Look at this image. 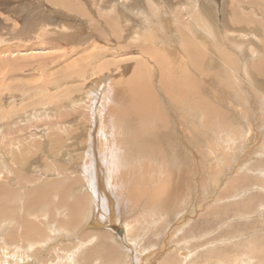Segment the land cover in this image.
I'll use <instances>...</instances> for the list:
<instances>
[{"label":"rangeland","instance_id":"374dc122","mask_svg":"<svg viewBox=\"0 0 264 264\" xmlns=\"http://www.w3.org/2000/svg\"><path fill=\"white\" fill-rule=\"evenodd\" d=\"M263 70L264 0H0V264H264ZM137 76L168 133L146 185Z\"/></svg>","mask_w":264,"mask_h":264},{"label":"bare ground","instance_id":"6f19581e","mask_svg":"<svg viewBox=\"0 0 264 264\" xmlns=\"http://www.w3.org/2000/svg\"><path fill=\"white\" fill-rule=\"evenodd\" d=\"M188 42H190V41L188 40ZM173 68H175V67L172 66V68H170V66L169 67L167 66V69H170V70L166 69L167 75H166L165 79L167 80V83L169 85L168 88H169L170 92H172L173 98L176 99V102L178 104L183 105L184 96H180L179 92L183 91L184 87H181V89H180V88H178V85L183 82L184 79L182 80V78H185L187 76H185L186 74L184 75V73H182V74L178 73V75L175 74L174 73L175 70ZM176 68H178V67H176ZM177 72H178V70H177ZM142 78L143 77H138V76H137V79H134L132 77L129 78V80H130L129 84L126 87H123V89L125 88V91L122 92L120 89L119 90L120 92H118V93L119 94L122 93L123 96H121V97L124 99L123 103H125V106H126V107L122 106V108H124V109L120 110V112H122L121 115L125 116V114H126L127 116H129V114H134L135 117H137L141 120V125H142L141 128H140V125L138 126L139 128L137 131L134 128H132L135 131V133H134L135 137L133 139L128 137L129 139L128 138L124 139L123 142H124V144L127 143L129 145L128 149L131 152L135 151L134 152L135 156L138 154V157L140 156L141 159H143L140 162L145 163L146 169H145V172L141 173V175L144 176L143 181L145 183L144 185H146V184H148L146 181L149 182L151 180V177H150L151 175H150V172H148V169L155 168L157 166L156 164H159L158 160H160L161 163L163 161H165L164 159L167 158L166 155H168L167 153H169V152L168 151L166 152V148H165L166 146L164 147L165 143L161 141V139L164 136H167L168 133H166V131H163L162 129H160L158 127L154 128L155 125L153 123V119L155 118V113H157L156 111H158L157 110V104L155 103L156 101H155V98L152 96V93L148 90V85H147V87H146V85H143L142 80H141ZM137 86H138V88H137ZM118 87H121V86H118ZM189 103L190 102H188V104H187V108H189ZM124 120H126V119H124ZM122 124H123V121H122ZM162 128H164V127H162ZM125 148H127V146ZM172 159H174V157ZM178 160H180V159H178ZM152 162H155V164ZM167 163H168V161H167ZM179 163H177V161H176V164H175L176 168L181 167V164H179ZM163 164L167 165V164H165V162ZM142 166H144V165H142ZM151 166H153V167L150 168ZM180 169H182V167L178 168L177 174H179ZM154 171L156 172V170H154ZM182 171H184V169H182ZM155 178L156 177H153V179H155ZM173 181H175V180H173ZM176 181H177V179H176ZM180 183H179V186L181 185ZM174 184H176V183H174ZM179 186H178V188H179ZM170 188L172 191L173 187L170 186ZM52 190L56 191L57 189L55 187ZM142 191L143 190H140V192H142ZM171 191L167 192L165 189L163 192H165L164 194L166 195V193L170 194ZM67 192H68V189H65V190L58 191V194L62 198H67V194H68ZM39 194H40V197H42L44 194L46 196L51 195V194H49V191L47 189H45L42 193H39ZM154 197H155V193H154L152 199L146 200V202H145V203H147L146 205L149 206L150 203H152L155 200V202L153 203L154 205L152 204L151 205L152 207H150V208L159 207L162 203L169 200L167 198V196L161 197V198L157 197V198L153 199ZM2 203H4V202H2ZM78 207H79L78 205L75 206V208L72 207L73 208L72 209L73 218H75L79 214V210L76 209ZM10 209L11 208H8V206H6V205H3V206L0 205V221L3 220L2 218H4L7 214L11 213ZM29 228H31V227H29Z\"/></svg>","mask_w":264,"mask_h":264},{"label":"crops","instance_id":"0c3cea01","mask_svg":"<svg viewBox=\"0 0 264 264\" xmlns=\"http://www.w3.org/2000/svg\"><path fill=\"white\" fill-rule=\"evenodd\" d=\"M79 8V7H78Z\"/></svg>","mask_w":264,"mask_h":264}]
</instances>
